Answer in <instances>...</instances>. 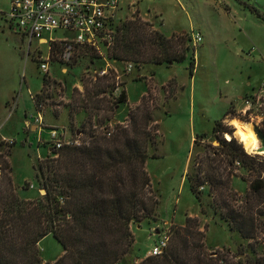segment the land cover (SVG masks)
Listing matches in <instances>:
<instances>
[{
  "label": "rangeland",
  "instance_id": "obj_1",
  "mask_svg": "<svg viewBox=\"0 0 264 264\" xmlns=\"http://www.w3.org/2000/svg\"><path fill=\"white\" fill-rule=\"evenodd\" d=\"M251 7L264 16V0H124L118 25L139 16L153 23L167 37L182 31L184 33L177 35L191 37L194 30L200 29L203 43L188 42L196 51L195 54L191 51L183 63L171 67L142 66L140 72L133 63L110 60L106 44L99 45L98 49L78 47L70 62H66L61 53L52 52L49 73L45 74L40 65L50 57L49 45L36 40L30 43L29 39L14 32L5 18L11 10V0H0V164L3 174L9 167L23 199L41 198L45 192L39 191L38 166L49 157H56L49 146L52 128L65 129L70 136H76L85 130V133L90 132L93 125L99 132L104 127L114 130L116 125L131 126L130 112L145 95L147 113L135 112L134 117L137 126H147L155 139V144L148 149L146 171L159 206L153 219L131 225L134 244L121 264H139L148 257L165 229L178 231L185 227L203 234L208 253L230 252L241 254L238 258L253 257L252 241H243L220 215L214 213L209 186H204L199 202L186 182L187 173L195 175L198 172L197 160L213 156L208 145L218 147V140L231 139L228 134L222 136L213 132L216 122L223 121L239 142L232 122L251 124L260 141V151L264 152V128L257 125L258 120L241 115L243 100L251 94L242 98V104L237 98L249 81L259 85L264 77V49L260 58L255 48L246 49V34L257 33L264 38V21L253 15ZM61 36L62 33H55L52 37ZM193 55L195 71L192 77L189 68ZM129 64L133 66L131 72L127 70ZM103 71L115 77L108 83L117 82L118 85L99 96L112 103H108V107L102 105L103 109L96 111L95 117H89L78 108L79 101L88 97L84 80L88 85L95 76L102 77ZM45 76L50 83L39 99L41 112H38L34 100L42 93ZM92 83L95 84L96 79ZM88 86L91 88L90 84ZM124 89L128 105L113 106ZM232 101L235 102L231 105ZM71 107L76 111L73 122L69 117ZM38 113L43 117V126L35 122ZM143 116L151 118L148 125ZM202 134L207 136L195 145L197 136ZM84 137L85 134L82 139ZM3 139L15 143L5 146L1 144ZM245 150L250 155L264 157L259 150L255 153ZM231 187L243 196L248 190V184L239 177L231 180ZM188 219H193L190 225ZM38 249L44 264H52L64 255L63 247L52 235L44 238Z\"/></svg>",
  "mask_w": 264,
  "mask_h": 264
},
{
  "label": "trees",
  "instance_id": "obj_2",
  "mask_svg": "<svg viewBox=\"0 0 264 264\" xmlns=\"http://www.w3.org/2000/svg\"><path fill=\"white\" fill-rule=\"evenodd\" d=\"M250 10L264 21L260 11L254 7ZM192 41L184 34L167 37L153 23L136 16L121 25L116 22L108 57L116 63H133L139 72L148 65L171 67L187 61L191 51L195 54L196 50L188 45ZM64 50V45L54 44L49 59L52 52H59L62 57ZM194 57L189 68L192 77ZM110 78L115 80L113 75L95 76L88 82L91 88L84 80L88 97L79 101L78 108L89 117H95L102 105L108 107L112 103L99 98L106 89L114 90L118 85L108 83ZM49 83L45 76L42 93L34 100L38 112L39 99ZM112 105H128L126 89ZM140 111L147 113L146 97L130 112L131 126L116 125L114 130L104 127L99 132L93 125L90 132L76 134H85L79 147L56 150L49 144L56 157H49L38 166L39 191L45 192L41 198L23 199L7 167L8 172L0 180V264H44L38 245L50 235L64 249V255L52 264H121L134 244L131 225L153 219L159 206L146 171L148 149L155 139L147 126H137L134 114ZM74 112L71 107L72 122ZM143 118L147 125L151 122L149 116ZM213 132L228 134L231 139L218 140V147L208 145L213 156L197 160L198 172L187 173L186 182L199 202L204 186H209L214 213L243 241H252L253 257L208 253L203 234L185 227L178 231L172 228L174 235L162 255L146 257L139 264H264V157L248 154L223 121L215 123ZM206 136H197L195 145ZM235 177L248 184L244 196L231 187ZM239 201L242 203L237 204ZM191 222L193 219H188V225Z\"/></svg>",
  "mask_w": 264,
  "mask_h": 264
},
{
  "label": "built area",
  "instance_id": "obj_3",
  "mask_svg": "<svg viewBox=\"0 0 264 264\" xmlns=\"http://www.w3.org/2000/svg\"><path fill=\"white\" fill-rule=\"evenodd\" d=\"M124 0H11V10L5 14L11 29L20 33L23 37L39 44L49 45L51 50L54 44L64 45L63 59L66 62L72 60L76 47L99 48V45H111L113 28L118 21V15L122 11ZM55 33H62L60 38H53ZM50 36L49 38H47ZM194 44L203 41L199 33L191 35ZM41 62L43 73H49V61ZM132 64L128 66V72L132 71ZM101 75H107L105 71ZM119 79V77H118ZM244 107L241 110L243 117L258 120L257 125L264 128V79L258 90L243 100ZM37 125L43 126V117L40 113L35 118ZM110 136V133L108 134ZM49 144L56 150L66 146L79 147L82 145V137L70 136L64 129L54 128L50 131ZM15 141L3 139L2 145L10 146ZM3 176V168L0 164V179ZM160 235V231H157ZM172 238V229H165L158 237L148 257H156L163 254L168 248Z\"/></svg>",
  "mask_w": 264,
  "mask_h": 264
},
{
  "label": "crops",
  "instance_id": "obj_4",
  "mask_svg": "<svg viewBox=\"0 0 264 264\" xmlns=\"http://www.w3.org/2000/svg\"><path fill=\"white\" fill-rule=\"evenodd\" d=\"M193 32L201 34L203 37V41H204V36H203L202 31L200 29H198V31L194 30ZM180 33H184V32L183 31L177 32V33H175V35L180 34ZM245 38L247 40L246 49L248 48V50H250L251 48H255L256 51L259 53V58H260L262 56L261 54H262L263 49H264V38H261V36L257 33L246 34ZM203 41L201 43H203ZM263 79H264V77H263ZM261 83L262 82H260V84L258 85V82L255 84L252 81H249L247 88L243 89L242 93H240L239 97H237V98H239L241 104H242V98L246 95L254 93L257 89H259ZM233 102H235V101H232L231 105ZM140 103H141V101L135 106L140 105ZM26 124L28 125L29 122L26 121ZM32 127L36 128L38 126H32Z\"/></svg>",
  "mask_w": 264,
  "mask_h": 264
},
{
  "label": "bare ground",
  "instance_id": "obj_5",
  "mask_svg": "<svg viewBox=\"0 0 264 264\" xmlns=\"http://www.w3.org/2000/svg\"><path fill=\"white\" fill-rule=\"evenodd\" d=\"M232 125L236 128L235 134L238 136L240 142L244 144L248 151L255 153L259 150L258 152L260 154H264L263 151H260V141L251 124L233 121Z\"/></svg>",
  "mask_w": 264,
  "mask_h": 264
}]
</instances>
